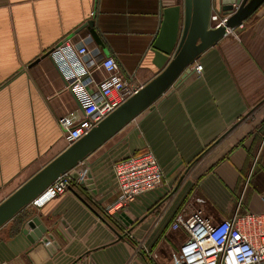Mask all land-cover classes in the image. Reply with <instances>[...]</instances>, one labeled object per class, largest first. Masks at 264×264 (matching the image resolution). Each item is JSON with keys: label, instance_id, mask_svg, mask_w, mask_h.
Returning a JSON list of instances; mask_svg holds the SVG:
<instances>
[{"label": "crops", "instance_id": "obj_1", "mask_svg": "<svg viewBox=\"0 0 264 264\" xmlns=\"http://www.w3.org/2000/svg\"><path fill=\"white\" fill-rule=\"evenodd\" d=\"M181 1L0 0V203L71 145L60 119L84 117L47 52L71 36L87 45L96 80L106 73L96 65L113 57L121 75L142 87L161 71L148 50L163 11ZM89 20L103 45L87 28L75 33ZM236 31L76 166L91 173L92 182L73 186L83 195L72 188L4 224L0 264H171L187 239L173 228L178 214L202 210L220 222L263 211L264 3ZM147 150L163 183L107 221L99 211L120 196L114 163ZM34 216L47 230L35 242L26 224Z\"/></svg>", "mask_w": 264, "mask_h": 264}, {"label": "built area", "instance_id": "obj_2", "mask_svg": "<svg viewBox=\"0 0 264 264\" xmlns=\"http://www.w3.org/2000/svg\"><path fill=\"white\" fill-rule=\"evenodd\" d=\"M226 22L225 16L211 15L213 28L225 26ZM242 26L243 23L235 28L227 27L225 36L234 34L238 37L236 30ZM50 55L84 111L83 119L77 123L69 116L60 119L71 144L85 136L141 88L121 75L113 57H107L96 65L97 69L106 72L102 79L96 80L93 75L95 63L92 61L91 64L88 58L86 44L76 45L66 40L54 47ZM196 70L201 74L203 65L197 64ZM75 168L61 174L30 204L41 207L52 198L70 191L74 185L86 184L88 170ZM113 169L120 196L106 209L110 216H115L139 195L159 187L165 177L151 150L119 159ZM73 172L78 173L77 179L73 177ZM262 199L264 201V193ZM173 228L184 230L187 239L171 264H264V210L236 214L220 222H213L202 210H195L188 215L178 214Z\"/></svg>", "mask_w": 264, "mask_h": 264}, {"label": "water", "instance_id": "obj_3", "mask_svg": "<svg viewBox=\"0 0 264 264\" xmlns=\"http://www.w3.org/2000/svg\"><path fill=\"white\" fill-rule=\"evenodd\" d=\"M215 3V11L220 16L227 17L226 25L218 28H213L210 24ZM263 3L264 0H182L165 7L161 26L148 50L153 55L152 63L161 71L85 136L72 143L3 200L0 203V228L28 206L61 174L74 169L142 112L152 108L170 87L179 84L192 73L191 65L225 36L227 27L239 26ZM85 28L97 43L103 45L102 36L95 27V20H89L75 33ZM70 38L71 36L62 42ZM51 51L46 55H50ZM87 176L88 184L92 182L91 173L87 172ZM73 177L77 179L78 173L73 172ZM26 224L33 231L30 234V240L33 242L41 239L47 232L46 228L40 226L36 216ZM24 233H27V229ZM47 240L48 237H45L42 241Z\"/></svg>", "mask_w": 264, "mask_h": 264}, {"label": "trees", "instance_id": "obj_4", "mask_svg": "<svg viewBox=\"0 0 264 264\" xmlns=\"http://www.w3.org/2000/svg\"><path fill=\"white\" fill-rule=\"evenodd\" d=\"M77 186L73 187L74 189L76 188ZM78 188V187H77ZM76 192H78L79 194L83 195V191L82 189H75ZM89 203V202H88ZM90 204V203H89ZM91 206L95 207L93 204H90ZM99 214L104 217L107 221H111V222H114V220L112 219L111 216H109L105 211H99Z\"/></svg>", "mask_w": 264, "mask_h": 264}, {"label": "rangeland", "instance_id": "obj_5", "mask_svg": "<svg viewBox=\"0 0 264 264\" xmlns=\"http://www.w3.org/2000/svg\"><path fill=\"white\" fill-rule=\"evenodd\" d=\"M237 32V31H236Z\"/></svg>", "mask_w": 264, "mask_h": 264}]
</instances>
